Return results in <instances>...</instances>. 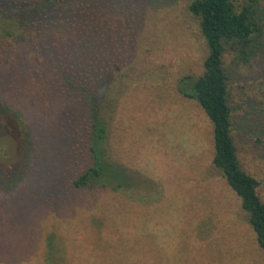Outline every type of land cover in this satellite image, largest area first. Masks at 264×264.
Listing matches in <instances>:
<instances>
[{
	"label": "rangeland",
	"instance_id": "obj_1",
	"mask_svg": "<svg viewBox=\"0 0 264 264\" xmlns=\"http://www.w3.org/2000/svg\"><path fill=\"white\" fill-rule=\"evenodd\" d=\"M98 1L119 42L100 50L80 34L78 77L53 73L51 44L12 42L9 0H0V264H48V240L49 264H264L239 198L212 165L211 123L178 88L202 73L207 54L192 0ZM262 26L261 44L243 57L227 47L222 66L238 157L264 200ZM96 93L110 161L128 168L131 193L72 184L88 165Z\"/></svg>",
	"mask_w": 264,
	"mask_h": 264
},
{
	"label": "trees",
	"instance_id": "obj_2",
	"mask_svg": "<svg viewBox=\"0 0 264 264\" xmlns=\"http://www.w3.org/2000/svg\"><path fill=\"white\" fill-rule=\"evenodd\" d=\"M98 3V0H9L2 12L8 15L7 19H11L6 24L12 29L8 32L12 42L26 35L38 43L46 42L45 47L51 44L56 57L53 73L66 70L67 74L80 77L84 70L76 62L81 57H76L73 52L80 34L87 35L92 45L100 50L112 41L119 42L117 34L111 31L112 26H118L117 22L112 21L107 9ZM188 10L197 20L207 45V54L202 73L196 78L182 77L178 88L183 95L194 99L209 119L213 142L212 165L239 198L264 259V200L258 193V180L242 167L238 157L231 133L232 107L229 104L227 75L222 66L227 47L243 57L251 51L248 48L251 43L256 41L261 44L259 37L264 12H261L258 0H244L242 4L234 0H192ZM77 49L82 55L84 46ZM108 51L105 71L112 65L111 57L116 53L112 49ZM67 63L70 69L65 68ZM97 93L93 95V105L89 108L90 132L85 138L88 165L81 169L72 184L76 187H109L128 194L137 185L126 166L110 161L106 144L107 124ZM47 246L51 251L48 264L54 263L49 240Z\"/></svg>",
	"mask_w": 264,
	"mask_h": 264
}]
</instances>
